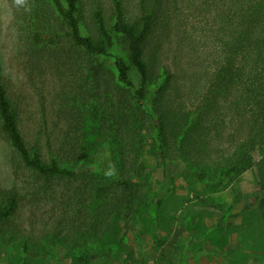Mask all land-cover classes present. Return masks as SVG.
<instances>
[{
  "label": "trees",
  "instance_id": "trees-1",
  "mask_svg": "<svg viewBox=\"0 0 264 264\" xmlns=\"http://www.w3.org/2000/svg\"><path fill=\"white\" fill-rule=\"evenodd\" d=\"M11 2L16 15L43 11L56 18L60 33L52 30L43 38L37 32L38 42L66 40L87 56L92 92L86 91L84 106L94 119L110 122L115 133L107 138L110 148L113 138L124 134L131 148L153 141L164 158L175 156L190 177L215 190L226 179L252 171L261 193L252 206L264 221V0H29L28 11ZM194 12L208 18L199 32L209 54L200 59L189 31ZM85 124L79 111L71 114L59 147L62 155H78ZM22 125L0 53V136L19 163L43 181L34 194L43 192V199L62 213L60 222L53 219L46 229L45 250L60 262L64 249L68 264H92L98 257L125 264L133 258L124 238L119 251L102 240L128 223L138 195L123 163L100 181L80 172V167L89 170L83 164L64 166L49 142L46 159L41 141H29ZM56 180L71 184L55 186ZM19 197L17 189L0 187V226L2 232L13 229L6 236L11 245L19 234L12 221ZM30 243L23 244L25 255ZM158 244L167 258L165 241Z\"/></svg>",
  "mask_w": 264,
  "mask_h": 264
},
{
  "label": "rangeland",
  "instance_id": "rangeland-1",
  "mask_svg": "<svg viewBox=\"0 0 264 264\" xmlns=\"http://www.w3.org/2000/svg\"><path fill=\"white\" fill-rule=\"evenodd\" d=\"M207 21L197 12L191 14L189 31L195 35L197 59L209 54L205 35L199 32ZM59 28L56 18L46 12L16 15L11 0H0L4 77L18 106L27 139L41 141L46 159L51 154L49 142L54 146L52 153L59 156L64 166L83 164L89 170L80 167V172L89 171L100 181L106 182L102 179L104 172L123 163L125 177L137 185L138 195L128 223L104 235V244L118 250L124 238L135 252L125 264H264V221L257 207L252 206L261 196L254 173L232 176L215 190L190 177L175 156L164 158L153 141L131 148L124 134L113 138L110 148L107 138L115 134L110 122L94 119L84 106L89 98L86 91H91L87 56L74 51L66 40L51 45L48 40L35 39L37 32L45 38L52 30L60 33ZM186 65L188 59L184 68ZM77 111L86 124L78 157L71 156L73 160L62 155L59 147L71 114ZM101 112L110 116L106 109ZM42 183L19 163L16 152L0 136V187L20 193L19 208L12 218L18 239L13 245L8 244L6 236L13 229L2 232L0 226V264L70 263L64 249L59 250V262L44 248L48 225L53 219L54 223L60 222L62 213L43 199V192L34 194ZM70 184L66 180L54 183L62 187ZM26 239L31 242L27 255L23 253ZM159 240L165 241L167 258L162 257ZM119 262V258L110 261L98 257L92 264Z\"/></svg>",
  "mask_w": 264,
  "mask_h": 264
},
{
  "label": "clouds",
  "instance_id": "clouds-1",
  "mask_svg": "<svg viewBox=\"0 0 264 264\" xmlns=\"http://www.w3.org/2000/svg\"><path fill=\"white\" fill-rule=\"evenodd\" d=\"M13 3L18 8H24L26 11L30 10L29 0H13Z\"/></svg>",
  "mask_w": 264,
  "mask_h": 264
}]
</instances>
